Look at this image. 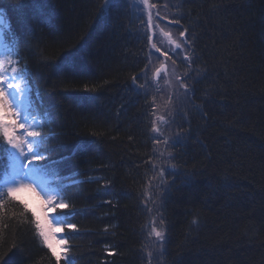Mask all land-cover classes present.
<instances>
[{
    "label": "trees",
    "instance_id": "1",
    "mask_svg": "<svg viewBox=\"0 0 264 264\" xmlns=\"http://www.w3.org/2000/svg\"><path fill=\"white\" fill-rule=\"evenodd\" d=\"M104 2L0 0L33 115H48L37 163L56 162L69 204L57 213L76 226H63L59 264H264V0H168L173 16L159 22L185 32L187 53L165 58L188 86L171 93L155 90L165 75L154 79L163 62L143 2L115 0L99 19ZM5 168L6 157L0 182ZM13 197L0 208V264H58Z\"/></svg>",
    "mask_w": 264,
    "mask_h": 264
},
{
    "label": "snow or ice",
    "instance_id": "2",
    "mask_svg": "<svg viewBox=\"0 0 264 264\" xmlns=\"http://www.w3.org/2000/svg\"><path fill=\"white\" fill-rule=\"evenodd\" d=\"M114 2L115 0H105L101 7L99 19L107 18ZM144 3H147V0H144ZM151 19V15H149V25H151ZM5 30H7L6 16L4 10L0 9V136L4 140V143L0 144V159L6 157L8 166L11 169L10 172L7 168L3 169L4 179L0 182V208H3L5 198H14L13 193L16 191L27 189L35 192L38 187L40 192H43L47 197L41 204V207L47 210L44 212L46 223L43 225L36 217V213H32L37 234L42 239L43 244L51 250L52 255L59 264L61 254L66 253L67 248H63L61 251L57 249L61 245H65L67 241L57 240L56 234L57 232L63 231L65 224L69 229H75L76 226L74 224H67V221L63 219L69 213L63 211L57 213V209H68L69 204L65 202L61 195L64 186L52 187V181H59L60 179L51 166L56 162L53 161L44 165L37 163L38 161L48 160L46 153L49 149L44 147V145L50 136L36 130L45 126L48 122V115L46 112L42 116L39 112H36L35 116L33 115V112L36 110L32 102L31 87L25 79L30 75V72L26 65L22 69H17L12 66L18 63V61H13L11 57L18 55V52L13 51L15 42L11 45L4 42ZM179 35L180 37H185V32H180ZM149 40H151V37H149ZM172 43L175 44L176 49L182 47L176 41H172ZM185 44L189 47L191 46L187 40H185ZM152 48L155 49L156 45L152 44ZM172 51L175 54V49H172ZM157 52H159V49H157ZM163 55L167 57L168 52L165 51ZM185 60L189 63L192 62L190 56H185ZM5 65L11 67L10 73L6 71ZM159 72L160 69H157V74ZM187 76L188 74L186 73L185 77L187 78ZM135 80L136 77L134 76V86ZM181 87L188 89V86L182 83ZM136 88L139 91L142 86H136ZM18 129L23 130L21 135H17ZM154 131L158 132L159 129L154 126ZM178 142H180L179 136L173 140V143ZM170 170L175 169L173 167ZM163 173L164 169H161V177H163ZM25 210H27L26 205ZM49 211L57 213L51 220H48ZM153 232L158 240L166 242V237L162 231H157L153 228ZM66 264H69L67 259Z\"/></svg>",
    "mask_w": 264,
    "mask_h": 264
},
{
    "label": "rangeland",
    "instance_id": "3",
    "mask_svg": "<svg viewBox=\"0 0 264 264\" xmlns=\"http://www.w3.org/2000/svg\"><path fill=\"white\" fill-rule=\"evenodd\" d=\"M132 3L135 5L136 2L139 0H131ZM157 0H153L152 3H150V0H147V2L149 3V5H146V3H144V0H142L143 2V8H137L138 11H142L141 13L144 16H148L151 15V18H156V21H158L159 24V29L157 31L154 32V35H156L157 32V38L158 43L155 44L156 45V50H155V54L159 57H162L161 60L163 63L160 64V66H164V68L162 70H160V73H162L163 75H165V79L163 80L164 84L161 85H156L155 90L156 92H161V90H163L164 87H166L167 85H170V89H166V92H172L175 91L176 87H178L179 89L181 88V83L184 84V81H182L181 76L179 75L180 73L177 71V65L175 66L174 64L171 63L170 67L167 63V57H165L163 55V53L165 51L168 52V56H170V54H173V51L169 50L168 48H164L167 46H171V48L176 49L175 48V44L172 43V41H176L177 43H180L182 45L181 48L176 49V53H179L181 50V54L185 55L186 51L184 48V37H180V36H176V33L174 32L173 29H171L170 27L163 25L164 22H162L160 20L159 22V16H164L166 17L165 19L169 21V18H171L172 16L169 14H167V11H169V2L168 0H166V4L167 6L164 7L163 9L160 8L159 5L155 4ZM142 9V10H141ZM169 34V35H166ZM157 49H159V52H157ZM187 54V53H186ZM160 66L158 68H160ZM157 69V68H156ZM155 69V70H156ZM161 74V75H162ZM179 77V79H177ZM182 89V88H181ZM23 133V130L18 129L17 131V135H21ZM156 179V176H155ZM158 180V178L156 179ZM155 188H162L163 184L161 183V185L159 186V183L154 185ZM37 193H39V195H37ZM15 196H17L19 199L25 201L32 209L33 211L36 213V217L39 219L40 223L43 225L45 224V217H44V212L47 210L45 208L41 207V204L43 202V200L47 199V197L44 195L43 192H40V189L37 187L36 191L33 192L31 190H27V189H21L16 191ZM152 213L154 214L153 210ZM55 216L54 213L50 212L48 213V220H51L52 217ZM153 219V217H152ZM154 223V222H153ZM156 227L158 231H162L163 227L161 224L160 219L158 218L157 222H156ZM153 238L156 240V244L158 245V249L161 247V242L160 240H158V238L156 236H153ZM56 239L57 240H65L64 239V235H63V231L61 232H57L56 234ZM155 244V245H156ZM63 248H65V245H61L57 250L61 251ZM61 256H63V253L61 254Z\"/></svg>",
    "mask_w": 264,
    "mask_h": 264
},
{
    "label": "water",
    "instance_id": "4",
    "mask_svg": "<svg viewBox=\"0 0 264 264\" xmlns=\"http://www.w3.org/2000/svg\"><path fill=\"white\" fill-rule=\"evenodd\" d=\"M163 68H164V66L161 69H163ZM157 76H158V74H157Z\"/></svg>",
    "mask_w": 264,
    "mask_h": 264
}]
</instances>
